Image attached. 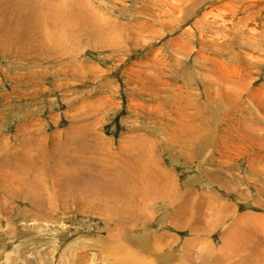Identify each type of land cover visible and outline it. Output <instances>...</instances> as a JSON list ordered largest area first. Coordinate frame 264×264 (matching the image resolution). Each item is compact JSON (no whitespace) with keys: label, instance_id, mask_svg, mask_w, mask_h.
Segmentation results:
<instances>
[{"label":"rangeland","instance_id":"1","mask_svg":"<svg viewBox=\"0 0 264 264\" xmlns=\"http://www.w3.org/2000/svg\"><path fill=\"white\" fill-rule=\"evenodd\" d=\"M22 1L0 264H264V0Z\"/></svg>","mask_w":264,"mask_h":264},{"label":"bare ground","instance_id":"2","mask_svg":"<svg viewBox=\"0 0 264 264\" xmlns=\"http://www.w3.org/2000/svg\"><path fill=\"white\" fill-rule=\"evenodd\" d=\"M21 3H24L26 5H30L33 8V6L31 5L29 0H23ZM10 11H12V9L9 6H5V7L0 8V13H8ZM6 24H7L6 18L1 17L0 18V34H5L4 36H7L8 34L12 33L11 31H9V28L6 27Z\"/></svg>","mask_w":264,"mask_h":264}]
</instances>
